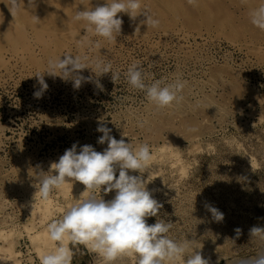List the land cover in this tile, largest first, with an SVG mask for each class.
I'll use <instances>...</instances> for the list:
<instances>
[{"label": "rangeland", "instance_id": "obj_1", "mask_svg": "<svg viewBox=\"0 0 264 264\" xmlns=\"http://www.w3.org/2000/svg\"><path fill=\"white\" fill-rule=\"evenodd\" d=\"M210 6L215 9L212 4ZM227 10L226 17L212 10L216 14L213 21L208 22L204 16L193 13L194 27L186 24L182 17L178 20L168 17L156 28L136 31L123 20V35L120 34L114 43L90 36L80 54L88 55L89 61L111 62L113 70L120 72L115 83L111 73L96 77L90 69H85L81 74L91 76L92 82H82L76 89L71 80L64 81L45 73L48 89L41 98H36L34 92L41 86L32 73L21 72L15 66L3 77L6 80L2 78L0 264H40L37 251L40 243L35 233L46 230L47 223L53 219L61 218L62 210L79 195L83 198L84 194L79 192L84 191L85 186L78 182L77 189L68 193L62 190L64 194L61 189L54 190L46 203L35 194L32 186L35 176L40 171L47 172L51 161H58L74 143L77 151L80 146L92 145L102 152L107 143H97L103 134L96 130L101 120L112 129L111 135L116 139L119 140L123 133L126 142L150 145L151 165L155 168L149 177L145 172L143 178L148 177L147 188L163 207L158 217L147 218L149 224H154L157 218L172 222L168 235L178 242L191 240L189 254L196 249L209 264H238L240 259L264 253V241L249 236L253 226L264 227V61L260 62L264 60L261 57L264 56L261 54L264 52V31L251 23V17L243 14L245 11ZM141 35L144 36L141 38ZM71 53L79 54L74 47ZM134 61L141 62L147 74L146 83L155 79L171 83L178 77L186 81L183 102L164 111L156 110L146 100L144 92L133 89L124 77ZM97 80L103 90L96 87ZM142 120L147 124L139 127L138 121ZM192 127L198 131L189 132ZM186 149L190 151L187 153ZM170 152H176L178 155H173L177 159ZM180 166L185 167V175L179 173L183 170ZM129 174L139 175L131 171ZM96 195L99 197L100 193ZM114 195L115 191L107 195L101 192L105 200ZM205 204L221 211L223 221L216 222ZM44 205H47L45 210ZM236 228L242 229L239 238L234 231ZM69 246L74 252L72 264H104L101 257L83 245ZM2 247L11 249L8 259ZM131 262L136 264V259L124 256L114 264Z\"/></svg>", "mask_w": 264, "mask_h": 264}, {"label": "clouds", "instance_id": "obj_2", "mask_svg": "<svg viewBox=\"0 0 264 264\" xmlns=\"http://www.w3.org/2000/svg\"><path fill=\"white\" fill-rule=\"evenodd\" d=\"M188 2L194 4L195 0ZM10 3L15 10L25 8L24 0H10ZM34 3L35 0H28L29 7ZM120 13L127 14L133 21L143 15L145 19L140 24L147 28H156L160 23L146 7H142L141 0H105L102 5L77 11L74 20L84 23L86 33L113 42L117 41L122 31ZM250 17L251 23L264 31V4L252 10ZM87 42L79 41L78 46L83 47ZM96 43L99 46V42ZM85 69H90L96 77L111 73L114 83L120 78V72L113 70L111 62L101 59L89 61L86 55L65 52L62 56L50 58L46 71L34 75L41 86L34 96L41 98L48 89L45 73L64 81L71 80L73 87L78 89L82 82H92L91 76L81 74ZM146 76L140 61L132 62L124 72L127 83L133 89L144 92L146 100L156 110L173 108L183 102L186 81L178 77L171 83L155 79L149 84L145 82ZM95 84L103 90L98 80ZM145 124L146 120L138 121L139 127ZM96 130L103 134L98 137L97 143H107L102 152L96 151L92 145L80 146L77 151V144L74 143L58 161L50 164L47 172L40 171L35 176L32 186L41 200H48L54 190L61 189L66 183L73 185L78 181L85 186L83 198L80 196L68 204L62 210L61 218L47 223L46 233L54 246L51 251L39 255L40 264H72L74 252L69 244L83 245L89 252L101 257L104 264H114L124 256L134 257L136 264H209L196 249L189 254L191 240L178 242L168 235L172 222L162 218H157L154 224L147 222L149 217H158L163 207L147 188L153 159L150 145L146 142L136 145L126 142L123 133L119 140L116 139L111 135L112 129L102 120L98 121ZM188 131L195 133L198 129L192 127ZM130 171L139 175L129 174ZM145 172L149 173L146 180L143 178ZM102 191L105 195L115 191V195L105 200L101 196ZM205 208L216 222L223 221L224 214L217 208L210 204H205ZM234 231L239 238L242 229ZM249 236L250 239L264 241V227L253 226ZM238 264H264V253L240 259Z\"/></svg>", "mask_w": 264, "mask_h": 264}, {"label": "bare ground", "instance_id": "obj_3", "mask_svg": "<svg viewBox=\"0 0 264 264\" xmlns=\"http://www.w3.org/2000/svg\"><path fill=\"white\" fill-rule=\"evenodd\" d=\"M25 8L21 7L20 10L12 8L10 0H0V81L4 76H7L13 67L18 66L21 72L32 73L33 77L37 72H44L47 68V62L50 58L62 56L65 52H71V48L74 47L79 54L83 47L78 46L79 41H87L91 34L86 33L83 22L74 20L77 11L84 10L85 7H95L105 3V0H35L34 6H28V0H24ZM142 7H146L154 18L163 21L170 17L175 20L178 17H182L186 24L194 27L196 24L191 20L193 13L194 16L205 17L206 21L212 20L213 16L217 13L226 14L227 9L233 8L234 10L245 11L246 15L250 16L252 10L259 5L264 4V0H195L194 4H190L188 0H141ZM214 6L212 9L210 6ZM215 10L216 12H213ZM215 13V14H214ZM234 14H236L234 12ZM242 14V15H243ZM122 20H125L127 24L132 28H139L144 30L147 26L141 25L140 21L145 19L143 15H139L134 21L129 18L127 14H118ZM223 15V14H222ZM38 19H37V18ZM218 17V16H217ZM226 17V15H225ZM228 17V16H227ZM196 18V17H195ZM223 17H221L222 19ZM229 18V17H228ZM248 18V17H247ZM225 19V18H224ZM234 19V18H233ZM246 19V18H245ZM178 20V19H177ZM244 20V19H243ZM247 20V19H246ZM213 21V20H212ZM233 21V20H230ZM183 22V21H182ZM202 22V21H201ZM217 22H220L218 19ZM223 23V22H221ZM231 23V22H230ZM241 23V22H240ZM239 23V24H240ZM184 24V23H183ZM215 24V23H213ZM228 24V23H227ZM124 25V24H123ZM172 25V24H171ZM237 25V24H236ZM221 26V25H220ZM228 26V25H227ZM239 26V25H238ZM219 27V25L217 26ZM216 27V28H217ZM225 27V26H224ZM237 27V26H236ZM241 27V26H240ZM246 27V26H244ZM129 28V27H128ZM229 28V27H228ZM239 28V27H238ZM174 29V28H173ZM183 29V28H182ZM258 29V28H257ZM256 29V31H257ZM209 30V29H208ZM249 30V29H248ZM253 30V29H252ZM186 31V30H185ZM183 30V32H185ZM161 32V31H160ZM172 32V31H171ZM181 32V31H180ZM182 32V33H183ZM214 32V31H213ZM230 32V30H229ZM157 33V32H155ZM169 33V31L167 32ZM179 33V32H178ZM190 33V32H188ZM195 33V32H194ZM204 33V32H203ZM220 33V32H218ZM238 33V32H237ZM253 33V32H252ZM173 34V32H172ZM175 34V33H174ZM187 34V33H186ZM207 34V32H206ZM262 34V33H261ZM260 34V35H261ZM123 35V33L121 34ZM135 35V34H134ZM162 35V34H161ZM178 34H176L177 36ZM184 35V34H182ZM200 35V34H199ZM136 36V35H135ZM144 35H141V38ZM157 36V34H156ZM172 36V35H171ZM181 36V35H180ZM186 36V35H185ZM196 36V35H195ZM242 36V35H241ZM133 37V36H132ZM147 37V36H146ZM159 37V36H158ZM162 37V36H161ZM174 37V36H173ZM172 37V38H173ZM200 37V36H199ZM210 37V35L208 36ZM264 37V36H262ZM91 38V37H90ZM129 38V37H128ZM137 38V37H135ZM140 38V37H138ZM137 38V40H138ZM151 38V37H150ZM167 38V36H166ZM177 38V37H175ZM180 38V37H179ZM190 38V37H189ZM193 38V37H192ZM198 38V37H197ZM251 38V37H250ZM254 38V37H252ZM96 39V38H95ZM100 39V38H98ZM130 39V38H129ZM159 39V38H158ZM163 39V38H162ZM165 39V38H164ZM170 39V38H168ZM182 39V38H181ZM184 39V38H183ZM245 39V38H244ZM94 40V38H93ZM102 40V39H101ZM133 40V39H130ZM141 41V39H139ZM150 40V39H149ZM185 40V39H184ZM188 40V39H187ZM204 40V38H203ZM256 40V39H255ZM258 40H260L258 38ZM147 41V40H146ZM153 41V40H152ZM206 41V40H204ZM91 42V40H90ZM94 42V41H93ZM117 42V41H116ZM151 42V41H150ZM241 42V41H240ZM108 43V41H107ZM112 43V42H111ZM114 43V42H113ZM142 43V42H141ZM242 43V42H241ZM103 44V42H102ZM157 44V43H156ZM234 44V43H233ZM240 44V43H239ZM88 42L84 45L87 46ZM142 45V44H141ZM150 44H148L149 46ZM153 45V44H152ZM151 45V47H152ZM155 45V44H154ZM161 45V44H160ZM238 45V44H237ZM235 46V45H234ZM244 46V45H243ZM242 46V48H243ZM250 46V45H249ZM262 46V45H261ZM93 47V46H92ZM104 47V46H103ZM112 47V46H111ZM257 47V46H256ZM94 48V47H93ZM105 48V47H104ZM108 48V47H107ZM113 48V47H112ZM111 48V49H112ZM236 48V47H235ZM262 48V47H260ZM85 49V48H84ZM87 49V48H86ZM89 49V48H88ZM92 50V49H91ZM108 50V49H106ZM244 50V49H243ZM246 50V49H245ZM260 50V49H259ZM84 51V50H82ZM94 51V50H92ZM104 51V50H103ZM251 51V50H250ZM107 52V51H106ZM105 52V53H106ZM253 52V50H252ZM261 52V50H260ZM74 53V52H73ZM108 53V52H107ZM258 53V51H257ZM76 54V53H75ZM82 54V53H81ZM264 55V52L261 53ZM103 55V54H102ZM101 55V56H102ZM255 55V54H254ZM253 55V56H254ZM258 55V54H256ZM255 55V56H256ZM88 56V55H86ZM252 56V55H251ZM97 57V55H96ZM258 57V56H257ZM256 57V58H257ZM264 57V56H261ZM255 60V59H253ZM264 61V60H260ZM257 62V61H256ZM258 63V62H257ZM256 63V64H257ZM259 65V64H258ZM261 66V65H260ZM257 68V67H256ZM13 71V70H12ZM12 74V73H11ZM20 75V73H17ZM14 75V74H13ZM28 75V76H29ZM32 76V75H31ZM30 77V76H29ZM5 78V77H4ZM3 78V79H4ZM7 78V77H6ZM11 78V77H9ZM57 79V78H56ZM6 80V79H4ZM8 80V79H7ZM11 80V79H10ZM48 80V78H47ZM52 80V79H50ZM49 80V81H50ZM221 80V79H220ZM46 81V80H45ZM55 81V80H54ZM199 81V80H198ZM218 81V80H217ZM2 82V81H1ZM4 82V81H3ZM51 83V82H50ZM215 84V83H214ZM201 85V84H200ZM2 86V85H1ZM192 88V87H191ZM216 89V88H215ZM208 91V90H207ZM196 92V91H195ZM191 93V92H189ZM198 93V92H197ZM192 94V93H191ZM191 99V98H190ZM189 99V100H190ZM189 105V103H188ZM236 108V107H235ZM237 109V108H236ZM235 109V110H236ZM164 111V110H163ZM144 112V111H143ZM239 112V111H238ZM137 113V112H136ZM141 113V112H140ZM241 114V113H240ZM141 115V114H140ZM141 117V116H140ZM142 118V117H141ZM261 119V117H260ZM139 120V119H138ZM143 121V120H142ZM155 121V120H154ZM127 123V122H126ZM150 125V124H149ZM125 129V128H124ZM95 131V130H94ZM134 131V130H133ZM93 132V131H92ZM129 136V135H128ZM197 136V135H196ZM202 136V135H200ZM198 136V137H200ZM196 139V138H195ZM166 142V141H165ZM188 142V141H187ZM207 142V141H206ZM158 143V142H157ZM163 143V142H162ZM191 143V142H190ZM188 144V143H187ZM195 144V143H194ZM208 144V143H207ZM163 145V144H162ZM166 143L163 145V147ZM173 145V144H172ZM193 145V144H192ZM203 145V144H202ZM169 146V145H168ZM198 146V145H197ZM186 147V145H185ZM193 147H195L193 145ZM207 147V146H206ZM209 147V146H208ZM153 148V147H152ZM188 148V147H187ZM211 148V146L209 147ZM164 149V148H163ZM168 149V148H166ZM194 149V148H193ZM162 150V147L161 149ZM165 150V149H164ZM189 149H186L187 152ZM198 150V149H196ZM194 150V152L196 151ZM190 151V150H189ZM207 152V151H205ZM176 153V152H175ZM173 153L174 155H176ZM179 153V152H178ZM188 153V152H187ZM173 155L171 152L169 153ZM181 154V153H180ZM186 154V153H185ZM193 154V152H192ZM12 155V154H11ZM173 155L174 159H177ZM178 155V154H177ZM184 156V155H183ZM186 156V155H185ZM188 156V154H187ZM14 157V156H13ZM170 157V155H169ZM190 158V157H188ZM160 159V158H159ZM164 159V158H163ZM180 159V158H178ZM158 160V159H157ZM166 160V159H165ZM173 160V159H172ZM186 160V159H185ZM188 160V159H187ZM186 160V161H187ZM247 160V159H246ZM249 160V159H248ZM159 161V160H158ZM182 161V160H181ZM192 161V159H191ZM12 162V161H11ZM48 162V161H47ZM50 162V161H49ZM53 162V161H51ZM183 162V161H182ZM181 162V163H182ZM155 163V162H154ZM185 163V162H184ZM179 164V162H178ZM177 164V165H178ZM187 164V162H186ZM185 164V165H186ZM30 165V164H29ZM48 165V164H47ZM154 165V164H153ZM165 165V164H164ZM183 165V163H182ZM181 165V166H182ZM14 166V165H13ZM180 166V167H181ZM188 165H186L187 168ZM50 167V166H49ZM153 167V166H152ZM173 167V166H172ZM175 167V165H174ZM47 168V167H46ZM155 168V167H154ZM152 168V169H154ZM160 168V167H159ZM166 168V167H165ZM182 168V167H181ZM158 169V168H157ZM167 169V168H166ZM171 169V168H170ZM183 169V170H182ZM179 173L185 172V167L182 168ZM156 170V169H155ZM173 170V169H172ZM46 171V170H45ZM48 171V170H47ZM169 171V170H168ZM175 172V170H173ZM161 172V171H159ZM172 172V171H171ZM183 172V174H184ZM158 173V172H157ZM166 173V172H165ZM146 174V173H145ZM144 174V175H145ZM153 174V173H152ZM178 175V173H176ZM182 174V175H183ZM133 175V174H132ZM136 175V174H135ZM181 175V174H180ZM179 175V177H180ZM181 175V176H182ZM185 175V174H184ZM183 175V176H184ZM29 176V175H28ZM148 176V175H147ZM150 176V175H149ZM152 176V175H151ZM154 176V175H153ZM156 176V175H155ZM9 177V176H8ZM178 177V176H177ZM147 178H145L146 180ZM152 179V178H151ZM3 183V182H2ZM78 181L72 183H66L61 187V192L68 193L69 190L77 189ZM6 185V184H5ZM34 189V188H33ZM214 190V189H213ZM19 191V190H18ZM56 192V191H55ZM60 192V193H61ZM62 192V193H63ZM83 190L81 193L82 194ZM61 193V194H62ZM64 194V193H63ZM62 194V196H63ZM30 195V193H29ZM12 196V195H11ZM81 196V195H79ZM27 197V196H26ZM37 197V196H36ZM1 198V197H0ZM14 198V197H13ZM12 198V199H13ZM16 198V197H15ZM39 198V197H38ZM37 198V199H38ZM50 199V198H49ZM2 200V199H1ZM4 200V199H3ZM39 200V199H38ZM54 200V199H53ZM37 201V200H36ZM46 201V200H44ZM2 202V201H1ZM28 202V201H27ZM43 202V201H42ZM41 203V202H40ZM46 203H49L46 201ZM39 204V203H38ZM36 204V206H38ZM44 203H42L43 206ZM32 205V203H31ZM41 205V204H40ZM22 206V205H21ZM25 206V205H24ZM35 206V205H34ZM40 206V207H42ZM45 206V205H44ZM47 206V205H46ZM44 207V210L46 208ZM49 206V204H48ZM55 206V205H54ZM61 206V205H60ZM30 207V206H29ZM39 207V209H40ZM26 208V207H25ZM36 209L37 207H33ZM48 208V207H47ZM58 208V207H57ZM60 208V207H59ZM66 208V207H65ZM203 208V207H202ZM33 209V210H34ZM32 210V209H31ZM50 209H47L49 211ZM55 210V209H54ZM58 210V209H56ZM59 211V210H58ZM61 211V210H60ZM54 212V211H53ZM47 213V212H46ZM44 216V215H43ZM46 217V215H45ZM43 220V218H42ZM45 220V219H44ZM36 223V222H35ZM34 224V223H32ZM30 225V224H29ZM44 225V224H43ZM37 226V225H36ZM29 227V226H28ZM24 228V227H23ZM23 230V229H22ZM29 230V229H28ZM33 230V228H32ZM41 230V229H40ZM27 231V230H25ZM37 235H32L40 243V247L37 248L39 254L53 249L54 242H52L46 233V230H41ZM2 232V231H1ZM3 234V233H2ZM10 234V233H9ZM8 236V235H7ZM28 236V235H27ZM33 240H35L33 238ZM32 240V241H33ZM4 241V240H3ZM4 248V247H2ZM1 250V249H0ZM6 252V259L10 256L11 249H2ZM35 250V249H34ZM50 251V250H49ZM37 252V253H38ZM3 253V252H2ZM78 253V252H77ZM14 254V253H12ZM11 254V255H12ZM17 255V254H16ZM2 257V256H1ZM17 257V256H16ZM39 257V256H38ZM15 258V254H14ZM12 259V258H11ZM1 260V259H0ZM12 261V260H11ZM19 261V260H18ZM17 261V262H18ZM12 262H16L13 260ZM4 263V261H3ZM5 264V263H4ZM15 264V263H14ZM19 264V262H18ZM132 264V262H131Z\"/></svg>", "mask_w": 264, "mask_h": 264}]
</instances>
